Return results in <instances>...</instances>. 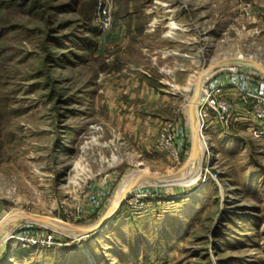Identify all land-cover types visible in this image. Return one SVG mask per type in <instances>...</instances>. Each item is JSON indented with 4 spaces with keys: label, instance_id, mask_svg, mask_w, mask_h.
<instances>
[{
    "label": "rangeland",
    "instance_id": "1",
    "mask_svg": "<svg viewBox=\"0 0 264 264\" xmlns=\"http://www.w3.org/2000/svg\"><path fill=\"white\" fill-rule=\"evenodd\" d=\"M110 1L104 31L98 0H0V221L98 223L141 171L186 182L136 185L82 237L16 221L0 264H264V121L211 115L199 171L182 179L196 80L230 58L264 65V0ZM244 72L264 82L241 65L210 82L240 101Z\"/></svg>",
    "mask_w": 264,
    "mask_h": 264
},
{
    "label": "bare ground",
    "instance_id": "2",
    "mask_svg": "<svg viewBox=\"0 0 264 264\" xmlns=\"http://www.w3.org/2000/svg\"><path fill=\"white\" fill-rule=\"evenodd\" d=\"M238 63V64H237ZM240 64L256 68L260 70L264 74V65L256 60L254 57H236V58H230L226 59L224 61H221L219 63H216L212 65L210 68L206 69L203 71V73L197 78L196 83H195V94L191 100V102L188 105V108L191 110V118L189 119L192 121V127H193V151L191 154V157L187 163V166L185 168L186 173L183 174L182 179L184 176L189 174V176H194L198 171L199 167V151L201 148V141L203 140V137L205 136L202 131V124L200 121V116H199V105L205 98V81L208 77H211L216 71L221 70L224 67H231V66H239ZM188 177V176H186ZM176 178L173 177H156L155 174H151L146 171H141L140 174H138L134 179L128 181L122 189L117 193L115 199L113 200L110 208L105 212L103 215V218L99 220L97 223H91L87 225H74L70 224L67 222H64L62 220L57 221L52 218H43L42 216H38L35 214L34 218H31L29 216V213L24 212V211H18L9 214L6 218H4L2 221H0V231L9 226L10 224L16 222V221H21V220H26V221H32L35 223H38L40 225L46 226L47 228H50L58 233H62L65 235H70L71 233L67 231H60L56 229L64 228L68 231L74 232V235H80L81 237L85 232L84 230L90 228V227H98V226H104L107 224L108 220L113 216V214L118 210L119 205L129 192V190L132 188V186L139 185L142 182L146 183L145 181H154L158 184H162L163 186L167 185H174V184H180V183H185V180L181 181H175ZM177 180V179H176ZM188 180V179H187ZM174 181V182H173ZM67 232V233H65ZM69 233V234H68ZM12 237V234L9 235L5 240H9Z\"/></svg>",
    "mask_w": 264,
    "mask_h": 264
},
{
    "label": "built area",
    "instance_id": "3",
    "mask_svg": "<svg viewBox=\"0 0 264 264\" xmlns=\"http://www.w3.org/2000/svg\"><path fill=\"white\" fill-rule=\"evenodd\" d=\"M110 8V0H98L95 18L104 31L109 30L112 23ZM236 70H238V67ZM249 75L244 72L238 75V78L235 77L238 80L236 86L239 89L237 91L240 92L241 97L238 98L240 101L232 98L231 94L226 92L225 86L229 83H223L219 80L210 82L212 76L205 81V98L199 105L202 128L206 124V121L212 118L211 115H214L215 119L223 124H229L237 120L246 122L250 120L264 121V82H260L258 86L253 76ZM250 81L252 83L255 82L251 87ZM175 140L177 138H167L166 147L172 156L178 159L180 150L174 144Z\"/></svg>",
    "mask_w": 264,
    "mask_h": 264
},
{
    "label": "water",
    "instance_id": "4",
    "mask_svg": "<svg viewBox=\"0 0 264 264\" xmlns=\"http://www.w3.org/2000/svg\"><path fill=\"white\" fill-rule=\"evenodd\" d=\"M237 64H238V63H237ZM240 65H241V66H246V65H243V64H240ZM216 72H218V71H216ZM192 146H193V143H192ZM135 186H136V185H135ZM135 186H132V188L129 190V192L127 193V195H128L129 193L132 192V190L135 188ZM127 195L125 196V198L123 199V201H122L121 204L119 205V208L122 206L124 200L127 198ZM119 208H118V209H119ZM29 216H30L31 218H34V217H33L34 215L29 214ZM42 217H43V218H49L50 216H45V215H43ZM109 220H110V219H109ZM109 220H108V222H109ZM74 225H75V224H74ZM102 227H103V226L90 227V228L84 230L83 232H85V233L95 232L96 230H98V229H100V228H102Z\"/></svg>",
    "mask_w": 264,
    "mask_h": 264
},
{
    "label": "crops",
    "instance_id": "5",
    "mask_svg": "<svg viewBox=\"0 0 264 264\" xmlns=\"http://www.w3.org/2000/svg\"><path fill=\"white\" fill-rule=\"evenodd\" d=\"M190 103V102H189ZM189 105V104H188ZM188 110V109H187ZM188 118H189V116H188ZM190 119H189V123H188V129L187 128H184L183 127V129L186 131V132H188L187 130H189V131H191V133H192V130L190 129Z\"/></svg>",
    "mask_w": 264,
    "mask_h": 264
}]
</instances>
